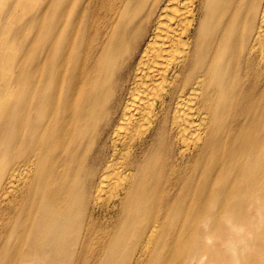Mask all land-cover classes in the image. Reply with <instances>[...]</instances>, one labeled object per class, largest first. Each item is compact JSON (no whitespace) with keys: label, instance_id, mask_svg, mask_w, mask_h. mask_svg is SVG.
Returning a JSON list of instances; mask_svg holds the SVG:
<instances>
[{"label":"bare ground","instance_id":"6f19581e","mask_svg":"<svg viewBox=\"0 0 264 264\" xmlns=\"http://www.w3.org/2000/svg\"><path fill=\"white\" fill-rule=\"evenodd\" d=\"M34 1L0 5V264H264V0Z\"/></svg>","mask_w":264,"mask_h":264},{"label":"rangeland","instance_id":"374dc122","mask_svg":"<svg viewBox=\"0 0 264 264\" xmlns=\"http://www.w3.org/2000/svg\"><path fill=\"white\" fill-rule=\"evenodd\" d=\"M0 1H1L0 5L2 6L4 4H7V3L13 1V0H0ZM43 2H44V0H35L34 1V3L37 4V5L38 4H41ZM29 13H30V10H27L26 8L25 9L18 8L17 9V14L18 15L16 17L17 21L15 23H21L22 21H24L27 18V16L29 15ZM7 46H8L7 48H9V49L12 50V55L10 54L8 56V57H11L12 56L10 58L11 59L10 61H16V58L18 57L19 49H15L14 47L9 46V44ZM13 49H15V50H13ZM256 223H257V225L259 227H261L262 225H264V217L262 219H256ZM258 233L263 234L262 231H259ZM215 234H216L215 232L214 233H211L210 236L212 237V239L210 241H214L216 239ZM250 237H254L253 233H251ZM248 251L249 252L250 251L251 252L252 251H255V246L251 245Z\"/></svg>","mask_w":264,"mask_h":264}]
</instances>
